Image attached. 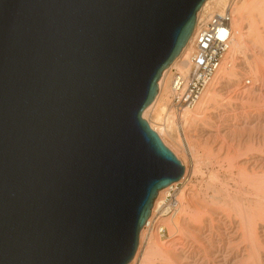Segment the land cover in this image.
I'll return each instance as SVG.
<instances>
[{
    "label": "water",
    "instance_id": "water-1",
    "mask_svg": "<svg viewBox=\"0 0 264 264\" xmlns=\"http://www.w3.org/2000/svg\"><path fill=\"white\" fill-rule=\"evenodd\" d=\"M205 0H0V264H128L184 165L144 119Z\"/></svg>",
    "mask_w": 264,
    "mask_h": 264
},
{
    "label": "bare ground",
    "instance_id": "bare-ground-1",
    "mask_svg": "<svg viewBox=\"0 0 264 264\" xmlns=\"http://www.w3.org/2000/svg\"><path fill=\"white\" fill-rule=\"evenodd\" d=\"M240 2L233 9L231 47L200 100L183 112L179 128L193 126L192 123L205 113L222 87L240 86L234 93L235 99L239 100L234 104L235 113L222 119L218 112L213 113V118L218 120L212 127H194L196 129L181 138L174 112L168 113L164 102L155 111V118L162 120V127L147 118L185 167L178 181L158 191L148 220H152L156 212L163 217L172 213L164 219L173 236L177 231L182 232L181 246L176 250L172 248L175 244L164 246L158 236H151L141 256L147 229L145 224L140 231L136 253L128 264H151L150 259L157 255L162 258L157 264H264V85L258 84L264 74V25L259 24V21L264 24V0ZM227 4L228 0H205L198 12L203 11L205 17H209L222 12ZM196 26L197 23L180 54L162 73L158 94L144 110L145 118L160 100L166 72L174 65L182 71L187 69ZM240 56L242 58H238ZM244 72H251L252 85H240L239 81L246 75ZM166 133L181 143L188 155L182 156L175 145L172 147ZM197 138L202 141H196ZM200 144L205 145L203 158L195 149ZM188 177L196 185L192 184L179 193L177 202L173 203L176 207L172 202L167 205L162 194Z\"/></svg>",
    "mask_w": 264,
    "mask_h": 264
},
{
    "label": "built area",
    "instance_id": "built-area-1",
    "mask_svg": "<svg viewBox=\"0 0 264 264\" xmlns=\"http://www.w3.org/2000/svg\"><path fill=\"white\" fill-rule=\"evenodd\" d=\"M234 3L235 0H231L222 12L213 13L209 17H205L203 11L197 13V26L192 50L187 58V69H176L172 79V106L178 119L182 118L186 109L193 108L200 100L231 47ZM169 202L175 203L177 199L172 197ZM172 206L176 207L174 204ZM153 219L147 221V228L155 227L158 219ZM158 226L160 232H166L164 226Z\"/></svg>",
    "mask_w": 264,
    "mask_h": 264
},
{
    "label": "rangeland",
    "instance_id": "rangeland-1",
    "mask_svg": "<svg viewBox=\"0 0 264 264\" xmlns=\"http://www.w3.org/2000/svg\"><path fill=\"white\" fill-rule=\"evenodd\" d=\"M231 0H228V3L230 2ZM241 2L240 0H235V3H234V6H239ZM239 4V5H238ZM234 13V12H233ZM234 19V17H233ZM259 24L260 25H264L263 22L259 21ZM189 51V50H188ZM186 52V54L188 55L189 52ZM187 55H184V57H187ZM238 58H242V56L238 57ZM179 70L178 67L176 65H174L172 68H170V70H168L164 76V80L162 82V94H161V97H160V100L158 101V103L153 107L151 108L147 113H146V118L144 117V119H146L148 121L151 120L152 123H154L155 125L159 126V127H162L163 123H162V120L160 121H157V119L155 118V114L161 104V102H164L166 105H167V108H168V113H171V112H174L173 111V106H172V79H173V75L175 73V70ZM246 72H249V70H247ZM246 72H244L246 74ZM264 73V72H263ZM251 75V72L250 73H247L246 75H244V77L241 78V80L239 81L240 85H247V86H250L252 85L254 82V78H252ZM246 76V77H245ZM263 77V78H262ZM262 77L261 79L258 81V84L263 86L264 85V74H262ZM252 81V83H251ZM239 86V85H238ZM238 86H233V87H222V89L219 90V92L217 93V96H216V99L210 104V106L206 109L205 113H203L196 122L192 123L193 126H190V125H186L184 126V128H179V126H181V119H178L176 118L175 116V113H174V118H175V122H177L176 124H178V136L181 138V136L183 137V135L186 133L188 134V132L192 129H196L194 127H197V126H208V127H212L214 122H216V120H218V118H213V115L216 114L217 112L219 113V116H221L220 119L224 118L226 115H233L235 113V109H234V104L239 102V100L235 99V94L236 91H238ZM225 88V89H224ZM168 95V96H167ZM167 97V98H165ZM144 113V112H143ZM214 113V114H213ZM163 116H165L164 114H162ZM169 115V114H168ZM167 115V116H168ZM148 118V119H147ZM213 121V122H212ZM149 122V121H148ZM161 122V123H160ZM212 123V124H210ZM191 124V123H190ZM210 124V125H208ZM189 126V127H188ZM152 127V126H151ZM196 133V132H195ZM168 133H166V139L169 140L168 143H172L170 144L172 147H174L175 145V148L178 149V151L180 152V154L182 156H184L185 154L188 155L187 153V150L184 149V146L180 145L178 142H176V139H172L171 138V135H167ZM175 141V142H174ZM196 141H202V138H197ZM165 143V142H164ZM167 145V144H166ZM181 147H180V146ZM168 146V145H167ZM169 147V146H168ZM170 148V147H169ZM181 148L183 150H181ZM171 149V148H170ZM196 149V152H199V155L201 158L205 157V145L204 144H200V145H197L195 147ZM172 150V149H171ZM173 151V150H172ZM174 152V151H173ZM175 153V152H174ZM176 154V153H175ZM187 157V156H186ZM196 185V182H191L189 177H188V180H184L183 182H179L177 185L174 186L173 189H171L170 191H166L164 194H162V199H165L166 200V203L167 205H171L169 204V201L170 199L173 197V198H176L178 197L179 193L183 190V189H186L188 187H190L191 185ZM180 196V195H179ZM172 214V213H171ZM170 214V215H171ZM170 215H166V216H160V215H157V212L154 214V218L158 219L157 220V224L155 225V229L153 228H147L146 231H145V234H144V237H143V240H142V245H141V256L144 254V252L146 251L147 247H148V243H149V240L152 237H156L157 236L159 237L160 241L162 242V244H165L164 246H170L171 244H175L173 245L172 248L174 249H179V247L181 246V243H180V239L181 236H182V232L178 231L175 233V236H173V234H171V228L169 229V224L166 225V219L164 218H169ZM153 219V220H155ZM163 220V221H162ZM165 222V223H164ZM164 223V224H163ZM166 228V232H160L159 230L157 231V227L158 225H162ZM167 227H166V226ZM173 230V229H172ZM156 232V233H155ZM151 234V235H150ZM175 237V238H174ZM174 241V242H173ZM164 242V243H163ZM172 246V245H171ZM176 249V250H177ZM162 261V258L160 256H154L150 259V263L151 264H157V262H161Z\"/></svg>",
    "mask_w": 264,
    "mask_h": 264
}]
</instances>
